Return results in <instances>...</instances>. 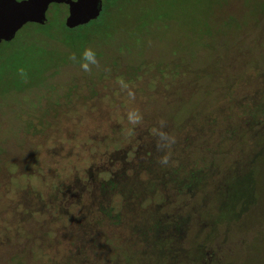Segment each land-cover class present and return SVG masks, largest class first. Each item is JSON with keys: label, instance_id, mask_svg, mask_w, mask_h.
<instances>
[{"label": "rangeland", "instance_id": "374dc122", "mask_svg": "<svg viewBox=\"0 0 264 264\" xmlns=\"http://www.w3.org/2000/svg\"><path fill=\"white\" fill-rule=\"evenodd\" d=\"M114 4L115 37L91 38L85 50L95 63L85 62L87 71L79 65L84 55L68 42L75 35L62 24L66 14L56 6L48 8L45 26L27 24L11 43L0 45V264H79L72 257L75 246L89 248L91 256V245L81 239L88 217L80 218L67 201L88 202L96 190L87 172L108 168L111 160L118 164L138 140L144 151L155 150L154 162L160 163L167 146L156 140L163 133L160 141L172 149L178 126L208 132L205 144L183 149L190 166L209 167L212 174L201 206V196L185 195L171 197L166 209L188 220L183 249L207 240L218 264H264V160H252L264 151L253 137L229 145L224 128L230 123L252 129L258 122L247 125L244 115H258L255 99L264 100V0H126L123 10L122 0ZM210 29L217 31L209 35ZM81 46L75 42L72 48ZM84 81L89 84L83 88ZM212 116L220 118L210 123ZM154 123L162 128H150L148 141L146 128ZM255 127L252 133L262 140L264 126ZM217 145L229 154L212 157ZM240 147L247 152L239 157ZM76 178L86 190L73 187ZM236 192L244 193L239 201L254 200L244 203L249 208L240 216L242 206L229 198ZM110 203L120 206L116 198ZM203 211L212 218L201 223ZM148 250L139 264L167 260L155 245ZM92 259L86 263L100 264Z\"/></svg>", "mask_w": 264, "mask_h": 264}, {"label": "trees", "instance_id": "16d2710c", "mask_svg": "<svg viewBox=\"0 0 264 264\" xmlns=\"http://www.w3.org/2000/svg\"><path fill=\"white\" fill-rule=\"evenodd\" d=\"M112 1L113 2H111V4L106 3V7L103 6L104 9L97 20L74 30L67 29L70 36L75 35L69 37L68 42L70 43L71 49H74V52H76V55L80 54L79 52L83 55L87 52L85 47L91 41L92 37H95L98 41L114 39L116 30L113 20L114 16H116L119 12L113 16L115 8L113 9L112 7L115 5L114 3L117 0ZM124 2H126V0H122V10L124 8ZM83 30H87V33L80 35L78 31L84 32ZM212 30L213 29H210L208 32L209 35L215 34V31H217ZM75 32L78 34H75ZM75 42H79V44L82 45L80 50L72 48V46L75 45ZM209 45H207V47ZM85 62H87L86 59L79 63V65H82ZM172 72L173 74L177 73L175 70H172ZM43 80L44 81L40 85L45 82V75ZM88 84V82H85L81 86L84 88V85ZM232 85L233 83L231 82L229 89H231ZM45 86L46 82L43 86H40L42 87L43 96L48 94V92L45 91L46 88L44 90ZM37 87L40 88L39 85ZM30 88L33 87L31 86ZM30 88H26V90ZM79 88L81 89V87ZM79 88L78 86H73L71 89H73V91L80 92ZM67 90L69 92L71 91L70 89ZM89 94L94 93L93 91H89ZM262 97H264V95H262ZM255 100L257 111L259 112L258 115H254L255 113H252L251 116L250 114L247 116L244 115V119L245 122H247V125H249V121L257 119L258 122L255 125H259L260 130V128L264 126V100L259 97ZM222 117L224 116H221V118ZM219 118L220 117L213 118L212 116L207 119H212L210 123H214V121L219 120ZM208 122L205 124H208ZM255 125L252 129L251 127L248 129L244 128V125L239 127L236 124L232 125L230 123H225V137L228 140V142L227 140L226 142L231 145L233 139L238 140L239 138V141L241 140L242 143V139L249 140V137H253L252 139H256V145L262 146V150L264 151V132L262 134V140H258L257 135L252 133V130L257 131V129H255ZM152 127L154 129H160L159 131H161L162 128L160 124H150L146 128L147 133H145L144 136L145 139H148V141L152 140L150 135H148L152 132L148 131ZM176 129H178V133H176L178 137L173 141V145H171L173 147L172 149H170L168 142L162 143L160 141L163 133L158 136V141L156 140L155 145L162 144L163 146H167L164 151V157L166 159H161L160 163L154 162L155 158L153 153L155 150H153L152 154L148 149L144 151V146L140 144L141 140H138V145L132 153L123 152L122 154H124V157L123 159H119L117 161L118 164H116L115 160H111L109 162L110 164L107 165L108 168L111 166L115 167L117 165V172L113 171V168L109 172L108 168L103 167L100 168L99 171L95 170L93 172H87V177L90 178L89 176H91V178H93L90 182H92L91 185L94 186L96 190V192L88 194V202L86 201V198L85 200H82L81 197L78 199L75 198L74 201H67V203L74 202L75 208L78 207V211H80V218L86 216L88 217V223L85 222L84 224H81L83 220L79 217L75 223L85 225V227L89 229L83 233L84 236H82L81 239H83L82 241L86 244L91 245V256L96 260L100 258V264H131L132 261H136L139 264L142 260L148 257V248H154V245L158 248L161 256L167 257V260L161 264L219 263V260L215 257L216 254L206 248L205 245L207 240L204 241L203 245L200 246L198 244L195 246L193 250L186 248L183 249V240L189 231L188 220L186 217L183 218L180 214L172 213L166 210L167 207L171 205V197L174 196L182 197L187 195L193 197V195H199L201 196V202L199 203L201 206L202 199L205 198L206 200V194L208 192H205V187L208 185L212 175L211 172L208 171L210 170L209 167L199 169L194 165L190 166V162L184 154L185 149H183V146L185 147L195 144L202 146L205 144L207 142L205 135H207L208 132L200 128L201 130L199 129L191 133L187 130L184 131L185 129L183 126H178ZM243 144L244 143H242V145ZM141 146L143 148H141ZM217 147L220 148L221 145H217ZM200 148L199 154L201 155L203 151H201L202 147ZM223 149L224 148L222 146L220 149L215 150V153L211 156L218 157L217 159L227 156L229 153L223 154ZM239 149L240 151H238V156H244L247 151L244 150V147H240ZM129 156L131 157L130 161ZM252 160H264V155L256 154ZM237 161H241V159L238 158ZM171 162H174L177 165L169 164ZM101 174H103V176H101ZM152 174H154L153 176L155 177L152 179V182H149ZM100 176L101 178H99ZM104 176L107 177L104 178ZM145 177L148 178V182H144L143 179ZM73 187L75 189H79L77 184H74ZM80 189L79 191H81ZM147 189H150L151 192ZM143 193H145L146 196H150V198H143ZM157 195L159 196V199L161 198V204L154 203L156 198L155 196ZM106 196H110V199L109 197L106 198ZM242 197H244V193L242 192H236L229 197L230 199H233L234 202H239L242 206L236 216H240L241 211L245 208H249L246 207L244 203L247 204V202L250 201V206L254 203V200L242 199L239 201L238 199ZM112 198L118 199L120 204L119 208H115L113 203H110ZM95 199H97L96 202ZM150 201L151 204L149 203L144 206L146 202L148 203ZM188 206H190L189 203ZM229 207V205L225 206L226 209ZM144 209L146 210V213H144ZM85 210L87 211L83 214V211ZM196 210L201 211L200 208H196ZM224 212L225 210H223V213ZM229 213L234 215L235 212L231 208ZM207 216L210 218L211 214H206L204 211L199 213L200 222L202 223L201 218ZM228 216L230 215L228 214ZM151 234L156 237L153 242L150 238ZM210 238L211 237L207 239ZM88 250L89 248L85 249L82 246H75L72 257L78 258L80 261L79 264H87L86 260L91 257ZM97 251H99V256L97 255ZM169 251L171 252L166 254Z\"/></svg>", "mask_w": 264, "mask_h": 264}, {"label": "water", "instance_id": "95a60500", "mask_svg": "<svg viewBox=\"0 0 264 264\" xmlns=\"http://www.w3.org/2000/svg\"><path fill=\"white\" fill-rule=\"evenodd\" d=\"M107 0H0V44L10 42L27 24L43 26L50 5H66L64 27L74 30L98 19Z\"/></svg>", "mask_w": 264, "mask_h": 264}, {"label": "flooded vegetation", "instance_id": "af4514ba", "mask_svg": "<svg viewBox=\"0 0 264 264\" xmlns=\"http://www.w3.org/2000/svg\"><path fill=\"white\" fill-rule=\"evenodd\" d=\"M16 1H18V2H20V1H23V0H16ZM109 0H107V1H103V3H105V2H108ZM50 6H56V7H58V8H62L63 10H64V12H65V14H66V16H67V13H68V8H67V6L66 5H50ZM49 6V7H50ZM103 6L104 5H102V11H103ZM47 14V13H46ZM66 18V17H65ZM65 18L63 19V23H62V20L60 21V23H62L63 25H64V21H65ZM99 18V17H98ZM49 16L47 17V15H46V22H45V24H47L49 21ZM45 24L43 25V26H45ZM31 25H36V24H31ZM36 26H38V27H43V26H40V25H36ZM19 32V31H18ZM17 32V33H18ZM16 33V34H17ZM16 36V35H15ZM14 40V39H13ZM12 40V41H13ZM12 41H10V42H6V43H11ZM5 42H2L1 44H6ZM0 44V45H1ZM79 179V178H78ZM72 182L74 183V184H77V182H79L78 180H77V178L75 179V180H72ZM87 187V186H86ZM85 188V187H84ZM84 188H82L81 187V189L82 190H86V189H84Z\"/></svg>", "mask_w": 264, "mask_h": 264}, {"label": "clouds", "instance_id": "9594fccd", "mask_svg": "<svg viewBox=\"0 0 264 264\" xmlns=\"http://www.w3.org/2000/svg\"><path fill=\"white\" fill-rule=\"evenodd\" d=\"M84 58H85L87 61L91 62V63H95V60H94L93 54H92V52H90V51L85 52V54H84ZM83 67H84V69L87 71V64H84ZM22 74H23V73H22Z\"/></svg>", "mask_w": 264, "mask_h": 264}]
</instances>
